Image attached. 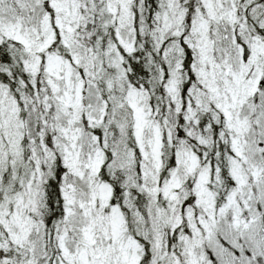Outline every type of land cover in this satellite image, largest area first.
Masks as SVG:
<instances>
[{
    "label": "snow or ice",
    "instance_id": "6c2138e0",
    "mask_svg": "<svg viewBox=\"0 0 264 264\" xmlns=\"http://www.w3.org/2000/svg\"><path fill=\"white\" fill-rule=\"evenodd\" d=\"M0 264H264V0H0Z\"/></svg>",
    "mask_w": 264,
    "mask_h": 264
}]
</instances>
